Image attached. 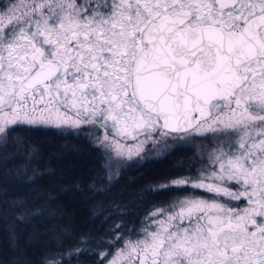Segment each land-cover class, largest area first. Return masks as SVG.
<instances>
[{
  "label": "snow or ice",
  "instance_id": "6c2138e0",
  "mask_svg": "<svg viewBox=\"0 0 264 264\" xmlns=\"http://www.w3.org/2000/svg\"><path fill=\"white\" fill-rule=\"evenodd\" d=\"M21 128L88 130L109 160L206 142L139 223L41 264H264V0H0L4 146Z\"/></svg>",
  "mask_w": 264,
  "mask_h": 264
},
{
  "label": "trees",
  "instance_id": "16d2710c",
  "mask_svg": "<svg viewBox=\"0 0 264 264\" xmlns=\"http://www.w3.org/2000/svg\"><path fill=\"white\" fill-rule=\"evenodd\" d=\"M205 143L201 137L175 142L163 155L135 159L103 188V149L88 130L17 129L7 146L0 141V264H41L48 253L71 249L87 233L98 234L114 223L131 228L171 195L149 189L187 174L181 165L199 158ZM36 209L43 214L16 220ZM12 227L19 239L10 247ZM93 260V255L80 257L81 264Z\"/></svg>",
  "mask_w": 264,
  "mask_h": 264
},
{
  "label": "rangeland",
  "instance_id": "374dc122",
  "mask_svg": "<svg viewBox=\"0 0 264 264\" xmlns=\"http://www.w3.org/2000/svg\"><path fill=\"white\" fill-rule=\"evenodd\" d=\"M72 133H75V131L72 130L70 132V134H72ZM196 138L197 137L189 138L186 142H188V141L191 142V141L195 140ZM174 143L175 142L170 141L169 144L167 145V147H165L163 144L158 145V146L149 145L150 150L145 153L143 158H136V159L143 160L146 156H149V155H158V156L163 155L166 152H168L170 148H172V145H174ZM170 144H171V146H170ZM205 145H206V143L201 145L204 148H202V151H200V154H201V152H203L205 150V148H206ZM103 154H104V167H105V173H106L105 177H107V180L104 179L105 183H101V186L104 188V186L111 185L114 182V179L121 173L122 170H124L125 165L127 163L129 164L133 160L132 161L120 160L118 158H113L112 160H109L108 157L106 156L104 150H103ZM109 178H110V180H109ZM52 253H48L46 256H50ZM93 256H94V260H93L92 264H98V261L100 258L98 256H95V255H93Z\"/></svg>",
  "mask_w": 264,
  "mask_h": 264
},
{
  "label": "flooded vegetation",
  "instance_id": "af4514ba",
  "mask_svg": "<svg viewBox=\"0 0 264 264\" xmlns=\"http://www.w3.org/2000/svg\"><path fill=\"white\" fill-rule=\"evenodd\" d=\"M80 133V132H79Z\"/></svg>",
  "mask_w": 264,
  "mask_h": 264
}]
</instances>
